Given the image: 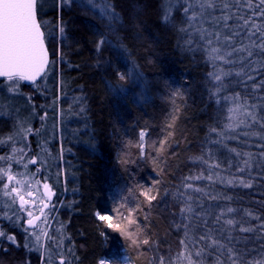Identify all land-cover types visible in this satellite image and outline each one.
Returning <instances> with one entry per match:
<instances>
[{"label": "trees", "instance_id": "1", "mask_svg": "<svg viewBox=\"0 0 264 264\" xmlns=\"http://www.w3.org/2000/svg\"><path fill=\"white\" fill-rule=\"evenodd\" d=\"M183 3L92 0L90 5L88 0H74L61 5L60 0H37V18L51 62L36 85L20 86L31 94L29 103L7 96L6 80H0V157H12L0 160V168L10 170L18 180L50 184L55 191L48 228L52 238L40 237L37 248L35 235L29 238L20 217L3 218L2 210L9 216L12 211L4 209L7 177L0 174V231L6 233L0 237V264H45L46 260L60 264L65 257L68 264L101 260L121 264L122 255L131 264H159L161 257L168 258L169 264H182L190 251L181 244L185 232L177 225L184 206L180 193L188 191L184 187L188 183L207 194L193 193L209 211L218 214L232 207L237 211L229 217L247 220L244 226L264 223L245 216L251 212L264 217V167L250 170V188L219 182L238 177L235 164L247 158L237 159L230 149L258 154V144L264 142L242 134L238 139L226 138L233 135L226 125L235 103L225 97L246 94V90L234 75L222 76L224 87L218 90L219 82L209 74L236 68L219 60L213 63L198 47L196 35L191 36V45L187 43L189 35L179 31L187 26L180 8ZM106 8L119 19L113 21ZM212 11L220 15L219 9ZM169 12L174 19L170 16L165 21L163 16ZM101 37L108 43L98 50ZM117 71L126 73L127 79L119 80ZM42 113H47L46 123L39 120ZM21 121L25 128L33 123L27 141L16 135ZM221 132L225 133L223 144L216 142ZM160 141H165L162 151ZM22 146L26 155L17 163ZM31 159L38 163H29ZM215 164L219 165L212 169L216 182L186 179L207 176L208 166ZM145 189H151L157 199L146 201L140 195ZM209 195L218 199L211 200ZM121 204L125 212L138 209L133 215L148 244L133 247L109 229L108 222L98 219V212L115 217L114 209ZM234 235L237 247L250 251L245 256L249 264L264 261V254L258 252L264 247L258 239L261 233L237 230ZM213 261L214 255L209 256L205 264Z\"/></svg>", "mask_w": 264, "mask_h": 264}, {"label": "snow or ice", "instance_id": "2", "mask_svg": "<svg viewBox=\"0 0 264 264\" xmlns=\"http://www.w3.org/2000/svg\"><path fill=\"white\" fill-rule=\"evenodd\" d=\"M60 2L61 5L71 4L74 0H60ZM88 3L91 5L92 0H88ZM197 7L199 11L196 10ZM180 8H182V17L187 26H181L179 31L189 35L187 43L191 45L193 43L191 36L196 35L199 40L198 47L207 53L213 63L219 60L225 65L236 68L235 72L229 69L209 74L219 82L218 90H222L224 87L222 76L233 75L238 78V83L243 84L246 90V94L238 92L230 98L225 97V100H230L236 105L235 108H229L232 115L229 117L230 122L226 127L233 135L226 138L238 139L242 134L247 138L256 136L260 141H264V0H258V2L255 0H191V2L184 0ZM213 9H219L220 15H213ZM105 14L113 21L119 19L118 14L110 8L105 9ZM170 16L174 19V15L170 12L165 14L163 19L168 21ZM205 23L208 24V27L204 26ZM41 29L42 24L37 18V0H0V77L6 78L8 83L5 87L9 92L15 91L21 81L36 83L38 78L43 79L46 75L50 62L45 47V33ZM60 31L63 32L64 29L61 28ZM106 43L108 42L101 37L97 44L98 50H101ZM117 77L124 81L127 79V74L117 71ZM250 100L253 102L249 103ZM231 121H235V123ZM24 123L20 122L16 132V135H20L22 139L27 133L33 131L32 128H25ZM239 128L246 131L237 133ZM212 131L216 130L212 129ZM218 135L220 139L216 142L223 144L225 133L221 132ZM139 138L140 141L144 140L145 132L143 130L140 131ZM9 139L13 141V144L15 143L13 137ZM164 144L165 141H160L161 151ZM139 147L143 150V143H140ZM258 148V154L244 153L235 148L230 149L237 159L247 158L242 160V167L240 163L235 164L238 177L234 175L232 179L220 178L219 182L230 186L238 184L245 188L252 187L250 170L254 166L264 167V164L259 163V161H264V142L259 143ZM18 152L20 159L17 163H21L26 155L25 149L21 148ZM15 155L16 152L13 153V156ZM10 159L12 157H0V160ZM204 162L207 163V161ZM29 163L35 165L38 160L31 159ZM218 166V164L209 165L207 176L201 174L186 179H208L211 182H216L212 169ZM24 167L27 168V164ZM0 174L6 176L9 182L15 181L19 185L25 183L23 180L16 179L10 170L0 168ZM184 187L188 191L180 193L184 206L180 210L182 220L177 227L184 228L185 239L181 241V244L190 251V254L187 255L188 264H205L208 257L213 255V264H249L245 256L251 253L237 247L239 240L234 233L237 230L239 233L259 232L261 235L258 239L264 242V223L258 227L244 226L247 224V220L236 219L235 216L229 217V214L237 211L232 207H227L226 210H222L218 214L209 211L193 195V193H200L201 197L207 195L202 188L194 187L190 183L184 184ZM43 188L47 202L41 200L43 205L39 209L41 215L35 216L32 210L35 207L34 202L25 199L24 195H20V188L10 187L9 183H3V197L8 198L4 209L12 211V216H9L8 211L2 210L3 218L19 219L18 213H26L29 219L26 221L28 227L25 228V231L29 232L31 229L29 238L31 235H35L37 248L41 245L39 243L40 235L36 231L38 228L36 221L43 219L47 223L48 217L44 213L45 209L52 206L54 195L49 183H43ZM27 194L28 196L33 195L31 191ZM140 195L149 203L157 199V195H153L151 189L141 190ZM17 196L19 209L13 207ZM209 198L211 200L218 199V197L210 195ZM26 205L31 207H25ZM137 211L138 209H129L125 212L124 205L121 204L114 209L115 217L101 215L99 212L97 216L100 221L108 222L109 229L119 232L133 247H137L141 243H149L148 240L142 238V229L133 215ZM245 216L264 220V217H255L251 212H246ZM208 217H213V220L209 221ZM5 235L6 233L0 231V237ZM44 235L48 239L52 238L50 233L45 232ZM247 238L240 237V239ZM7 239L12 243L16 242L14 236H8ZM258 252L264 254V247ZM61 255L63 256V253ZM45 264H48L47 260ZM60 264H68L66 257L61 259ZM159 264H169L168 258L161 257ZM261 264H264V261H261Z\"/></svg>", "mask_w": 264, "mask_h": 264}, {"label": "rangeland", "instance_id": "3", "mask_svg": "<svg viewBox=\"0 0 264 264\" xmlns=\"http://www.w3.org/2000/svg\"><path fill=\"white\" fill-rule=\"evenodd\" d=\"M57 62V61H56ZM55 64V63H54ZM54 67H55V65L52 67V70H54ZM56 68V67H55ZM234 72H235V70H233ZM233 79L234 80H237L238 81V78L237 77H235V76H233ZM6 84L8 83L7 82V80H6V82H5ZM21 85H24V81H21V82H19V85H18V87H17V89L15 90V91H13V92H9L8 90H7V88L5 87V92H6V94H7V96H13L14 98H20V100H22V99H24V101H26L27 103H29L30 101H31V99H32V96H31V94L30 93H26L25 92V90H22L21 89ZM239 85H240V88L242 87V85L243 84H241V83H239ZM253 101H249V103H252ZM259 103V102H258ZM233 108H235L236 107V105L234 104L233 106H232ZM24 109V108H23ZM47 113H42V115H41V117L39 118V120H40V122H44V123H46V121H47V118H46V115ZM232 115V114H231ZM230 115V116H231ZM229 116V117H230ZM36 118V116L32 113L31 114V119L33 120V119H35ZM38 120V121H39ZM38 121H37V124H38ZM231 122H233V123H235V121H231ZM26 128H32L33 129V123L31 122L30 123V125L28 126V127H26ZM38 128H39V126H38ZM237 130H239L241 133L243 132V131H246L245 129H242V128H239V129H237ZM33 134V131L32 132H30V133H27V135L23 138V140L24 141H27V139H28V137H30L31 135ZM21 148H24L23 146L21 147ZM21 148H19V149H21ZM18 149V150H19ZM17 153L19 154V152L17 151ZM237 162H239L240 163V166L242 167L243 166V164H242V160H240V161H237ZM6 183H9L10 185L12 184V185H14L15 187H18V188H20V195H24L25 196V199H27V200H29V201H31V202H34V205H35V207L34 208H32V210H33V212H34V215H37L38 213H39V209L41 208V200H44V201H46V199L42 196V194H41V190H42V188H43V183H37L36 181H33V180H31V181H28V182H25L23 185H19V184H16L15 183V181H13V182H9L8 180L6 181ZM14 183V184H13ZM45 183V182H44ZM50 185V184H49ZM11 187V186H10ZM51 187V186H50ZM52 188V187H51ZM53 190V189H52ZM29 191H31L32 193H33V195L32 196H28V192ZM53 192H54V196H55V191L53 190ZM15 195V194H14ZM17 200H18V196L16 197V203H15V206H16V208L17 209H19V206H18V204H17ZM51 207L48 209V211L44 214L45 216H47L48 217V220H47V223H45V221L42 219V221L38 224V228H37V234H39L40 235V237L44 240V239H46V236L44 235V233L45 232H47L48 233V228H49V226H50V223H51V218H52V216H53V214H50V211L54 208V206H53V204H52V202H51ZM28 207H31L30 205L28 206ZM56 209L58 208V206L57 207H55ZM18 215H19V217H20V219H22L23 220V223H25L26 221H27V219H29V217L26 215V213H18ZM30 233H31V231H30ZM187 255H188V253H185L184 254V260L185 261H183L182 262V264H188V260H187ZM120 262H121V264H131L130 262H129V260H128V258H127V256L126 255H122L121 257H120ZM99 264H109L107 261H105V260H101L100 262H99Z\"/></svg>", "mask_w": 264, "mask_h": 264}, {"label": "water", "instance_id": "4", "mask_svg": "<svg viewBox=\"0 0 264 264\" xmlns=\"http://www.w3.org/2000/svg\"><path fill=\"white\" fill-rule=\"evenodd\" d=\"M45 47H46V45H45ZM46 49H47V48H46ZM47 51H48V50H47ZM48 58H49V62H51V56H50L49 52H48ZM49 65H50V63H49ZM49 65H48V69H49ZM48 69H47V71H48ZM44 76H45V75H44ZM0 80H6V78H4V77H0ZM40 80H41V78H38L36 83H32V82H29V81H24V84H25L26 87H32V86L36 85ZM44 192H45V190H44V188H42V190H41V194H42L43 197H44ZM44 198H45V197H44ZM53 198H54V195H53ZM53 198H52V200H53ZM45 199H46V198H45ZM45 202H47V201H45ZM17 204H18V206H19V199L17 200ZM28 206H29V205H26L25 207H28ZM41 207H43V205H41ZM47 211H48V209H45V213H46ZM45 213H44V214H45ZM40 215H41V213H40V211H39V213H38L37 215H35V216H40ZM41 221H42V219L36 221V224L38 225ZM24 226H25V228L28 227V225L26 224V222L24 223ZM29 231H31V229H29Z\"/></svg>", "mask_w": 264, "mask_h": 264}]
</instances>
